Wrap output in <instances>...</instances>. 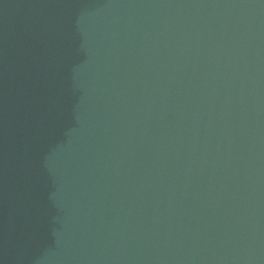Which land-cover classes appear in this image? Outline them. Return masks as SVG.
<instances>
[{
  "label": "water",
  "instance_id": "obj_1",
  "mask_svg": "<svg viewBox=\"0 0 264 264\" xmlns=\"http://www.w3.org/2000/svg\"><path fill=\"white\" fill-rule=\"evenodd\" d=\"M0 264H264V0H0Z\"/></svg>",
  "mask_w": 264,
  "mask_h": 264
}]
</instances>
